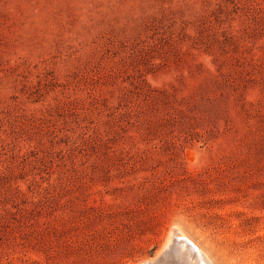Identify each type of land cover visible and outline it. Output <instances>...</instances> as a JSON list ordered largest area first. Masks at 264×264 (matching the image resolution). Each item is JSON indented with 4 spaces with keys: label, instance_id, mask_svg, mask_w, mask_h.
Listing matches in <instances>:
<instances>
[{
    "label": "rangeland",
    "instance_id": "obj_1",
    "mask_svg": "<svg viewBox=\"0 0 264 264\" xmlns=\"http://www.w3.org/2000/svg\"><path fill=\"white\" fill-rule=\"evenodd\" d=\"M171 230L264 264V0H0V264H164Z\"/></svg>",
    "mask_w": 264,
    "mask_h": 264
},
{
    "label": "bare ground",
    "instance_id": "obj_2",
    "mask_svg": "<svg viewBox=\"0 0 264 264\" xmlns=\"http://www.w3.org/2000/svg\"><path fill=\"white\" fill-rule=\"evenodd\" d=\"M172 231V235H174L176 238V241L178 242V249L175 252V256L168 260L165 258V263L166 264H175L176 260H179V254H180V258L182 261H188L191 262L189 264H199L200 262L202 264H212L210 259L206 256V253H204L201 249H199V247H197L188 237L187 235L185 236L184 233H182L181 231L179 232V230H171ZM175 241V242H176ZM174 244V242H173ZM176 244V243H175ZM177 245V244H176ZM190 245H192L194 248H192ZM170 251V250H169ZM182 254H181V253ZM168 253V252H167ZM158 255V254H157ZM182 255V256H181ZM159 260V259H158ZM153 261V260H149ZM164 263V264H165ZM184 263V262H183ZM141 264H149L148 261L143 262Z\"/></svg>",
    "mask_w": 264,
    "mask_h": 264
},
{
    "label": "water",
    "instance_id": "obj_3",
    "mask_svg": "<svg viewBox=\"0 0 264 264\" xmlns=\"http://www.w3.org/2000/svg\"><path fill=\"white\" fill-rule=\"evenodd\" d=\"M192 246V245H191ZM192 248H194L193 246H192Z\"/></svg>",
    "mask_w": 264,
    "mask_h": 264
}]
</instances>
